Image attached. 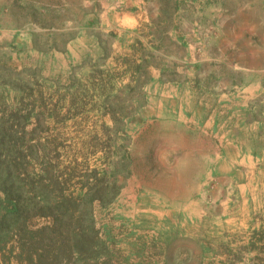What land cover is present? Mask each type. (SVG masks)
<instances>
[{
  "label": "rangeland",
  "instance_id": "rangeland-1",
  "mask_svg": "<svg viewBox=\"0 0 264 264\" xmlns=\"http://www.w3.org/2000/svg\"><path fill=\"white\" fill-rule=\"evenodd\" d=\"M134 8L0 0V264H264L262 201L237 222L176 207L203 166L214 198L215 140L166 123L198 79Z\"/></svg>",
  "mask_w": 264,
  "mask_h": 264
},
{
  "label": "crops",
  "instance_id": "crops-1",
  "mask_svg": "<svg viewBox=\"0 0 264 264\" xmlns=\"http://www.w3.org/2000/svg\"><path fill=\"white\" fill-rule=\"evenodd\" d=\"M120 1L132 10L151 8L147 23L164 27L162 39L152 40L156 52L198 79L196 89L186 83L188 97L180 113L164 116L166 123L180 125L192 138L196 133L215 140L209 176L214 198L200 191L203 166L176 207L192 217L213 210L232 222L246 220L259 201L264 207V198H254L257 187L264 191V0H180L173 20L165 12L177 0ZM123 14L124 26L142 24L135 13Z\"/></svg>",
  "mask_w": 264,
  "mask_h": 264
}]
</instances>
